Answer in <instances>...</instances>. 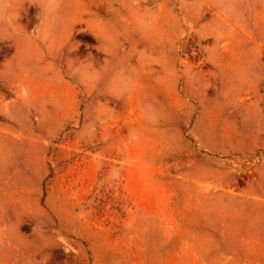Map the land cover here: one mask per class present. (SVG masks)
<instances>
[{
	"label": "rangeland",
	"instance_id": "rangeland-1",
	"mask_svg": "<svg viewBox=\"0 0 264 264\" xmlns=\"http://www.w3.org/2000/svg\"><path fill=\"white\" fill-rule=\"evenodd\" d=\"M0 264H264V0H0Z\"/></svg>",
	"mask_w": 264,
	"mask_h": 264
}]
</instances>
